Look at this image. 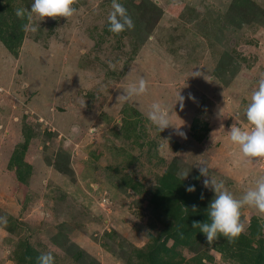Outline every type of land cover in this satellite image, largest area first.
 <instances>
[{"label": "rangeland", "instance_id": "1", "mask_svg": "<svg viewBox=\"0 0 264 264\" xmlns=\"http://www.w3.org/2000/svg\"><path fill=\"white\" fill-rule=\"evenodd\" d=\"M32 2L0 0V264H38L26 248L55 264H145L150 234L165 237L150 200L170 163L178 173L206 162L236 198L264 175L228 137L232 124L248 127L244 108L264 73V0H119L135 24L119 36L108 30L111 0H79L73 17L45 18L35 34L15 16ZM140 78L146 94L121 101ZM179 90L184 106L170 119L186 139L147 120ZM23 143L20 179L9 160ZM242 220L245 235L251 221L260 229L247 249L264 247V218L245 207ZM203 242L204 264H237ZM166 245L171 260L193 263L192 250Z\"/></svg>", "mask_w": 264, "mask_h": 264}, {"label": "clouds", "instance_id": "2", "mask_svg": "<svg viewBox=\"0 0 264 264\" xmlns=\"http://www.w3.org/2000/svg\"><path fill=\"white\" fill-rule=\"evenodd\" d=\"M79 4V0H33L30 10L26 7L15 9V16L25 21L22 28L25 32L33 34L40 30V22L45 18H65L68 20L73 17ZM111 11L107 16L108 30L119 36L125 31L134 29L135 24L127 9L119 0H111ZM193 77L200 76L199 72H193ZM148 90L147 81L140 78L137 82L131 83L119 96L123 102H128L135 97L146 94ZM189 98L191 94H189ZM185 97L177 93L175 102L169 108L161 102H153L147 111V120L154 126L159 133L168 127L176 130V134L186 139V134L180 131L182 124L174 126L171 122V112L177 103L183 109ZM85 101L82 104L84 107ZM244 118L248 127L242 128L237 123L230 126L228 137L231 144L239 149L242 164H264V73L256 82V88L251 92L250 100L244 108ZM76 131V129H73ZM199 170L200 177L203 179V187L214 192V197L207 208L208 220L205 222L193 221L192 227L199 229L206 237L209 245L218 241L221 237L230 244L234 243L243 233L246 232V224L242 220V210L247 207L254 209L256 213L264 218V175H260L253 187L248 188L240 198H236L228 190L224 181L218 180L210 175L209 167L206 162L200 161L191 168ZM190 169H181L177 175L180 180L188 178ZM199 179V177H197ZM186 192H195V186L186 187ZM203 199V194H201ZM197 210L192 206V211ZM182 211L188 214V208L183 206ZM8 224L7 216H0V227H6ZM38 264H55L54 256L48 253H42L38 258Z\"/></svg>", "mask_w": 264, "mask_h": 264}, {"label": "trees", "instance_id": "3", "mask_svg": "<svg viewBox=\"0 0 264 264\" xmlns=\"http://www.w3.org/2000/svg\"><path fill=\"white\" fill-rule=\"evenodd\" d=\"M1 34V32H0ZM11 42V41H10ZM10 49L12 45L6 43ZM26 144L23 143L20 149L16 148L10 157V166H14L16 169V174L18 178L22 179L23 176L20 172L19 166L24 165L26 170L29 169V165L23 161V149ZM197 177L200 174L197 173L195 177L188 180H180L175 167L173 164H169L167 168L163 171L161 175L157 177V183L154 184L151 193L150 203L152 205L151 210H155L157 218L163 224V231L165 237L163 240L159 241L155 236L150 234V243L148 244V250L144 253L139 252L141 257H144L145 264H177V261L171 260V256L175 254L172 252V248L166 245L167 239H172L174 242L179 243L192 250L195 255L189 260L192 264H204L203 257V245L205 241L207 243L206 237L199 229H194L192 227L193 221L205 222L208 220L207 208L209 203L201 199L202 190L199 187ZM134 183V182H133ZM134 189L136 188L135 184ZM189 185L195 186V192H186V187ZM195 205L197 210L192 211V206ZM183 206L188 208V214L185 215L182 211ZM260 229L257 222L254 220L249 224V234L244 233L234 242L229 243L226 239L221 237L218 241L214 242L213 246L220 253L223 254L225 258H230L232 262L236 261L237 264H264V247L260 243L256 249H247V242L250 245V240L253 237H257ZM262 241L257 238V242ZM138 250H141L138 249ZM32 251V252H31ZM35 252V251H34ZM26 259L28 256H35L37 262V256L41 253L32 254L33 250L26 248L23 252ZM31 253V254H30ZM39 254V255H38ZM166 256V258H163ZM229 260V259H228ZM140 261L138 262V264ZM30 264H34L32 260ZM141 264L142 260H141Z\"/></svg>", "mask_w": 264, "mask_h": 264}]
</instances>
